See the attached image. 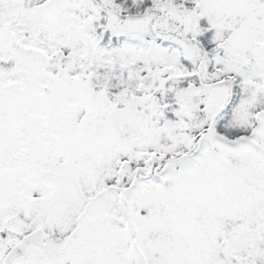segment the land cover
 Listing matches in <instances>:
<instances>
[{
    "label": "snow or ice",
    "instance_id": "obj_1",
    "mask_svg": "<svg viewBox=\"0 0 264 264\" xmlns=\"http://www.w3.org/2000/svg\"><path fill=\"white\" fill-rule=\"evenodd\" d=\"M0 264H264V0H0Z\"/></svg>",
    "mask_w": 264,
    "mask_h": 264
}]
</instances>
